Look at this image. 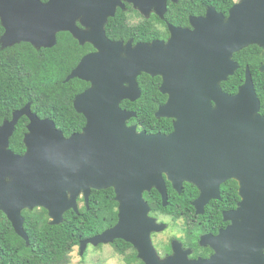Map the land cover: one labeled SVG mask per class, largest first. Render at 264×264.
Here are the masks:
<instances>
[{
	"label": "water",
	"instance_id": "95a60500",
	"mask_svg": "<svg viewBox=\"0 0 264 264\" xmlns=\"http://www.w3.org/2000/svg\"><path fill=\"white\" fill-rule=\"evenodd\" d=\"M169 1L179 0H0L3 48L20 42L53 47L62 31L95 47L65 79L90 83L74 99L86 117L82 131L65 136L53 119L34 112L31 102L0 125V212L27 244L24 209L45 208L50 223L59 224L68 210L79 212L81 195L89 207L92 189L112 186L118 221L83 239L81 255L89 243L124 239L145 264H242L254 252L256 264H264L261 100L249 66L237 93L222 87L239 68L234 53L251 44L264 50V0H235L228 16L208 6L204 15L190 16L191 26L168 23V39L134 43L107 36L109 18L126 2L147 17L155 12L164 19ZM142 73L162 78L160 90L168 98L156 116L174 120L168 134L129 123L137 112L121 106L125 99L141 97ZM24 115L29 118L26 151L18 154L10 138ZM229 178L239 181L241 196L237 208L225 213L231 224L217 236L202 237L216 253L209 259L190 258L191 251L176 239L173 253L162 258L152 233L167 225L150 215L144 192L157 188L167 206L166 179L179 193L185 182L193 183L200 194L192 203L203 213L210 199L220 198L221 184Z\"/></svg>",
	"mask_w": 264,
	"mask_h": 264
},
{
	"label": "trees",
	"instance_id": "16d2710c",
	"mask_svg": "<svg viewBox=\"0 0 264 264\" xmlns=\"http://www.w3.org/2000/svg\"><path fill=\"white\" fill-rule=\"evenodd\" d=\"M234 2L169 1L164 19L153 13L151 17L134 23L129 18L130 12L134 10L127 3L126 9L119 7L116 14L109 18L106 33L113 40L127 41L133 38L134 43L164 39L169 35L168 23L189 26V16L205 14L208 6H215L218 11L227 14ZM4 30L0 19V38ZM92 50L94 47L91 43L80 44L68 31L58 33V43L53 47L38 49L30 42H20L3 48L0 44V123L4 118H11L15 110L31 102L32 110L41 118L53 119L65 136L82 131L86 117L76 110L74 99L90 83L80 78L69 81L65 79L81 58ZM234 58L240 66L228 80L222 82L223 90L229 94L237 93L245 81V70L249 66L261 100L260 112L264 115V72L260 70L264 61L263 49L257 44H251L235 53ZM138 81L142 90L141 97L136 101L125 99L121 103L123 108L137 112L130 123L139 124L140 129L149 133L172 132L174 120L156 116L159 106L168 98L160 90L162 78L142 73ZM26 123L27 119L22 116L10 138V148L16 153L25 148L23 136ZM166 183L169 194L167 206L163 205L162 195L158 190L146 194L152 212L169 214L175 220L185 219L188 225H192L191 217L195 213L192 202L199 194L198 188L193 183L185 182L182 193H179L168 179ZM238 199L236 191L223 196L228 207L234 206ZM206 215H200V218L204 219ZM117 221L118 202L111 188L92 190L89 207L84 204L79 212L68 210L64 214V221L59 224L50 223L45 208L29 211L25 229L30 244L15 232L8 218L0 214V264H68L70 252L82 239L104 231ZM113 246L127 264H145L130 242L116 239Z\"/></svg>",
	"mask_w": 264,
	"mask_h": 264
},
{
	"label": "flooded vegetation",
	"instance_id": "af4514ba",
	"mask_svg": "<svg viewBox=\"0 0 264 264\" xmlns=\"http://www.w3.org/2000/svg\"><path fill=\"white\" fill-rule=\"evenodd\" d=\"M127 3L128 2L125 3V8H123V9H126L127 8L126 7V4ZM129 4L131 5L132 9L134 10V11H131L130 14H129L130 15V17H129L130 20H131L132 16L134 15L133 13H136L140 17V20L143 19V18H149V17H151V15L153 13H155V12H153V13H151L149 15V17H147L146 15L142 14L138 9H136L133 6L132 3H129ZM137 12L140 13V14H138ZM202 15H204V14H202ZM224 15L225 16H228L229 14L227 13V14H224ZM190 16H189V21H190ZM189 26H191V25L189 24ZM183 27H187V26H183ZM169 36H170V32H169L168 37H166L164 39H168ZM130 39H133V38H130ZM94 50H95V47H94ZM94 50H92V51H94ZM234 56H235V53H234ZM234 56H233V58H234ZM234 60L237 61L235 58H234ZM239 66H240V64H239ZM245 75H246V70H245ZM24 116L27 119V123L25 124V127H26L25 133H26L28 131L27 126H28V123H29V118L26 115H24ZM11 118H12V116H11ZM11 118H4L3 121L0 123V125L3 124V122H4L5 119H11ZM25 133H24V136H25ZM24 136H23V142H24ZM24 145H25V143H24ZM24 147L25 148L23 149L22 152H17V153L18 154H24L25 151H26V145ZM109 188L113 189V191L115 193V196H116V191H115V188L114 187L111 186V187L102 188V189H109ZM239 188H240L239 181L237 179H235V178H229V179H227L226 181H224L221 184L220 198H212V199H210V201L207 204H205V206H204V212L203 213H197V209L193 205L195 207V213L191 217L192 225H188L185 222V219H178V220H182L184 222V226H183V236H179V237L176 236V235H174L173 232L171 231L172 230V224H173V222H176L178 220H175L174 217H172L169 214H165V213L155 214V212H152V208H151L150 215L153 216V217H155L159 222L166 223V225H167L164 230H162L160 232H153L152 233V240H153L154 246L156 247L157 252L161 255V257L164 258V257H166V256H168V255H170V254L173 253V242L177 239L180 242H182L184 249H189L191 251L190 252V255H189L190 258H193V259H197V258L209 259V258H211L216 253V249L212 245H210V244H203L202 243V237L204 235L217 236L222 230L226 229L231 224V220H225L224 217H225V213L226 212L231 211V210H234V209L237 208L238 202L241 200V196L239 195ZM102 189H98V190H102ZM92 190H94V189H92ZM154 190H157V188L152 187L151 190H146L144 192V197H145V199H146L147 202H148V200L146 198V194H148L149 192H152ZM235 191L237 192V194L239 196V199L235 202V205L234 206L228 207L227 206L228 204L223 201V196L224 195H228L231 192H235ZM91 193H92V191H91ZM199 194H200V191H199ZM199 194H198V196H199ZM78 201L83 202V205L84 204H87L86 201H85V199H84V197H83V195H81L79 197ZM82 206H79V207H82ZM36 208H39V207H35L33 209L26 208V209L23 210V215L25 217V222H26V217H27L28 212L31 211V210H35ZM118 212H119V203H118ZM205 213L207 214L206 217L204 219H201L200 218V215H203ZM0 214H3V215H5L7 217V215L3 211H1ZM8 220H9V218H8ZM49 220H51V217L50 216H49ZM168 230H170V233L166 237L167 238L166 241L164 242V240H160L159 242H157V244H155L154 238L156 237V235L157 234L164 233V232H166ZM84 239H86V238H84ZM113 243H115V241L112 242V243H109V245H112L113 246ZM102 244L103 243H101L99 245H93V244L89 243L88 246H87V249H88V247L90 245H93V246H97L98 247V246H100ZM158 246H162V248L159 249ZM80 247H81V242L78 245L79 251L81 250ZM133 247L136 249V247L134 245H133ZM168 247H170V250L169 251H168ZM113 248H114V246H113ZM87 249H86V251H85V253L83 255L80 254L82 257H84V256L87 255ZM114 250H115V248H114ZM136 251L138 253V250L137 249H136ZM115 252L118 253L116 250H115ZM255 257H256V253L255 252L254 253H251V255H250V257L248 259H244L243 260L242 264H256ZM0 258H1V256H0ZM123 260H124V258H123ZM0 263H1V259H0ZM124 263L127 264L125 262V260H124Z\"/></svg>",
	"mask_w": 264,
	"mask_h": 264
},
{
	"label": "rangeland",
	"instance_id": "374dc122",
	"mask_svg": "<svg viewBox=\"0 0 264 264\" xmlns=\"http://www.w3.org/2000/svg\"><path fill=\"white\" fill-rule=\"evenodd\" d=\"M134 15L131 18V22H137L140 20V17L133 13ZM79 206L83 205V202L78 201ZM183 226L184 222L182 220H178L173 222L172 224V232L176 236H183ZM160 232V231H154ZM170 230L157 234L154 238L155 244L160 240L166 241V237L169 235ZM153 241V240H152ZM154 244V243H153ZM156 248V247H155ZM158 248H162V246H158ZM70 262L68 264H125L123 260V256L116 253L113 246L109 244H102L100 246L90 245L87 249V255L82 257L80 255V251L78 246L74 247L73 250L69 254Z\"/></svg>",
	"mask_w": 264,
	"mask_h": 264
}]
</instances>
